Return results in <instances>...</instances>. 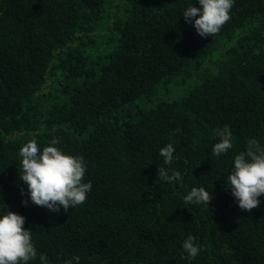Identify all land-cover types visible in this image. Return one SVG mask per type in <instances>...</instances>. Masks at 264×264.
<instances>
[{"label":"trees","instance_id":"obj_1","mask_svg":"<svg viewBox=\"0 0 264 264\" xmlns=\"http://www.w3.org/2000/svg\"><path fill=\"white\" fill-rule=\"evenodd\" d=\"M190 2L0 0V210L25 217L29 264H264V195L242 210L224 184L249 139L264 149V0H233L210 37L185 23ZM225 125L233 146L212 155ZM33 139L84 157V202L22 203L18 150ZM193 186L213 194L207 208L183 201Z\"/></svg>","mask_w":264,"mask_h":264},{"label":"clouds","instance_id":"obj_2","mask_svg":"<svg viewBox=\"0 0 264 264\" xmlns=\"http://www.w3.org/2000/svg\"><path fill=\"white\" fill-rule=\"evenodd\" d=\"M198 4L199 7L194 6ZM233 0H192L182 9L181 16L201 37H210L229 19ZM217 142L211 146L212 155L219 156L232 148V134L227 125L215 129ZM174 147L168 143L159 149L163 164L174 159ZM19 180L26 185L27 197L23 204L31 202L51 212L61 208L67 212L85 201L92 183L85 176L86 162L82 155H72L55 146H38L35 139L25 142L18 150ZM157 176L169 184L178 182L181 173L172 168L158 167ZM224 184L230 189L237 206L242 210L256 207L264 195V149L255 138L249 139L244 151L232 157V164ZM23 194V190H22ZM213 198L203 186H193L183 196L185 203L203 204L206 208ZM25 217L10 211L0 210V264H29L37 258L31 232L24 227ZM181 248L189 259L195 258L202 245L188 235ZM40 264H49L46 256L39 254ZM79 255H73L63 264H80Z\"/></svg>","mask_w":264,"mask_h":264}]
</instances>
